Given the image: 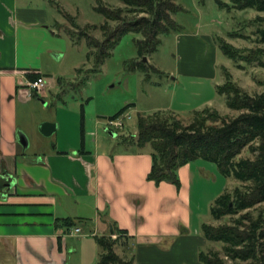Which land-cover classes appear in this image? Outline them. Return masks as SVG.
I'll list each match as a JSON object with an SVG mask.
<instances>
[{
	"label": "crops",
	"instance_id": "crops-1",
	"mask_svg": "<svg viewBox=\"0 0 264 264\" xmlns=\"http://www.w3.org/2000/svg\"><path fill=\"white\" fill-rule=\"evenodd\" d=\"M47 4L48 0H0V262L72 264L69 256L79 254L70 249L65 235L77 234L79 228L92 235L82 241L75 264H98L96 236L112 234L115 222L135 240V264H188L196 243L205 245L189 234L195 174L200 175L204 165L180 169V190L166 182L157 186L148 181V150H103L98 140L88 144L85 118L40 116L41 101L48 105L44 100L55 99L61 87L67 53L66 46L51 39L63 33ZM177 36L179 45L201 39L182 31ZM202 40L205 57L218 54L210 38ZM204 67L186 66L180 74L216 81V62L215 69L214 64L209 70ZM40 77L47 79L42 94L28 87ZM201 91L203 96L205 90ZM194 94L201 97L199 90ZM211 102L201 103L214 108ZM45 123L56 125L52 136L41 133ZM68 219L77 224H60Z\"/></svg>",
	"mask_w": 264,
	"mask_h": 264
},
{
	"label": "rangeland",
	"instance_id": "rangeland-1",
	"mask_svg": "<svg viewBox=\"0 0 264 264\" xmlns=\"http://www.w3.org/2000/svg\"><path fill=\"white\" fill-rule=\"evenodd\" d=\"M99 1L109 8L126 7L122 0H48L47 4L52 19L57 20L58 31L63 33L51 36V39L59 46H66L67 53L61 69V87L55 91V99L52 97L44 100L48 105L41 101L40 116L56 120L66 117L73 119L74 116L77 120L85 118L88 144L98 140L103 150L108 149L115 153L136 150L133 146H126L124 139L136 135L139 115H151L161 111L176 112L185 123H189L195 111L210 107L202 106L201 102L206 100H212L211 105L222 114L236 116L237 113L228 107L226 98L215 91L217 84L225 82L223 69L230 72L233 80L248 94L256 95L264 91V68L231 61L219 50L218 54L205 57L201 45L206 36L216 47L218 40H224L242 52L256 48L258 44L253 34L256 27L251 21L263 14L253 10L239 11L227 8L226 5L219 6L217 0H176L182 8L175 16V20L182 27V34L197 35L201 38L200 41L188 45L183 41L179 45L178 34L162 36V45L156 53L147 56L146 63L144 58L138 60L136 41L141 37L130 34L120 41L113 56L97 67L94 58L89 56L85 39L78 40L73 22L67 15L75 18L76 24L90 36L103 41L105 39L101 26L106 19L97 11ZM222 1L230 5L227 0ZM237 34L238 36H232ZM139 61L145 63V66H141ZM213 64L218 74L216 81L200 75L180 74L186 66L205 65L206 70L212 69ZM198 85L201 87H197ZM202 88L205 90L203 96ZM198 90L200 98L194 94ZM124 109L126 111L121 116L126 117L129 114L132 119L127 120L125 129L115 132L117 136L113 137L107 131V119L115 117ZM249 156L247 151L243 153V157ZM196 163H200L198 166L204 165L205 169L200 172V176L195 168L197 173L192 198L193 221L189 234L193 233L195 237L203 239L205 245L202 242L196 243L197 251L194 257L191 254V259L188 258V264H203L199 254L207 248L221 249V245L206 241L202 225L213 223L210 211L214 200L225 190L233 191L239 185L235 180L224 178L215 164L202 160ZM180 180L182 183L181 176ZM82 230L81 234L65 235L70 249H76L79 254L72 255L74 250L69 249V262L72 264L80 261L82 241L91 239L92 232L89 229ZM134 250L136 255V249ZM118 251L123 254L122 249Z\"/></svg>",
	"mask_w": 264,
	"mask_h": 264
},
{
	"label": "trees",
	"instance_id": "trees-1",
	"mask_svg": "<svg viewBox=\"0 0 264 264\" xmlns=\"http://www.w3.org/2000/svg\"><path fill=\"white\" fill-rule=\"evenodd\" d=\"M122 1L125 8H109L99 1L97 11L106 19L101 26L103 41L90 36L76 24L75 18L67 15L78 40L85 39L97 67L113 56L127 35L141 37L136 41L140 60L158 51L162 36L182 31L175 20L182 11L176 0ZM227 1L230 5L222 0L217 3L263 14L251 21L256 27L253 34L258 47L242 52L218 40L219 51L231 61L264 68V0ZM223 71L225 82L217 87V92L226 98L236 116L222 114L212 107L195 111L189 123L174 112L139 115L136 135L126 137L125 145L138 152H150L152 169L148 180L157 186L166 182L180 190V169L200 160L215 164L224 178L237 181L239 185L233 191L227 189L214 200L210 211L213 223L202 225L206 241L221 245V249L207 248L199 258L203 264H264V91L250 95L230 72ZM125 111L112 118H119ZM245 151L249 157H243ZM61 223L67 228L77 224L70 219ZM112 224L114 234L96 236L100 249L98 264H135V240L117 223Z\"/></svg>",
	"mask_w": 264,
	"mask_h": 264
},
{
	"label": "built area",
	"instance_id": "built-area-1",
	"mask_svg": "<svg viewBox=\"0 0 264 264\" xmlns=\"http://www.w3.org/2000/svg\"><path fill=\"white\" fill-rule=\"evenodd\" d=\"M46 85H47L46 77H40L35 81H31L28 84V87L31 91L37 92L38 94H42V92L46 88ZM131 119L132 116L129 114L126 117L121 116L119 118H108L106 123L108 132L115 133L117 131H123L125 129L127 120H131ZM74 233L77 234L81 233V229L79 228L75 229Z\"/></svg>",
	"mask_w": 264,
	"mask_h": 264
},
{
	"label": "water",
	"instance_id": "water-1",
	"mask_svg": "<svg viewBox=\"0 0 264 264\" xmlns=\"http://www.w3.org/2000/svg\"><path fill=\"white\" fill-rule=\"evenodd\" d=\"M144 62L146 63L148 62L147 57L144 58ZM40 130H41V133L44 134L45 136H52L56 131V125L45 123L41 126ZM110 133L113 137L117 136L116 133H113V132H110ZM112 234H114L113 230H112Z\"/></svg>",
	"mask_w": 264,
	"mask_h": 264
}]
</instances>
